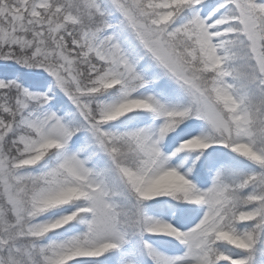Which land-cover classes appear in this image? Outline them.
Masks as SVG:
<instances>
[{
    "label": "snow or ice",
    "instance_id": "snow-or-ice-1",
    "mask_svg": "<svg viewBox=\"0 0 264 264\" xmlns=\"http://www.w3.org/2000/svg\"><path fill=\"white\" fill-rule=\"evenodd\" d=\"M0 264H264V0H0Z\"/></svg>",
    "mask_w": 264,
    "mask_h": 264
}]
</instances>
